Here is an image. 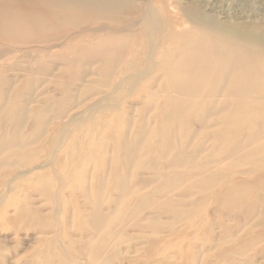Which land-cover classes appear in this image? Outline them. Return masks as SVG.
I'll return each mask as SVG.
<instances>
[{
	"label": "bare ground",
	"instance_id": "6f19581e",
	"mask_svg": "<svg viewBox=\"0 0 264 264\" xmlns=\"http://www.w3.org/2000/svg\"><path fill=\"white\" fill-rule=\"evenodd\" d=\"M166 1L169 0H0V46H3L0 47V61L5 57L0 64V72L20 69L19 63L11 66L18 52L23 57H31L29 59L31 64L24 69V73L20 75L21 79L17 80L15 76H10L11 79L1 77L9 88L0 91V99L8 100L6 104L0 102V115L2 113L4 115L0 116V127L6 124L4 120L15 124L12 126L11 123V130H0V152L6 154L19 149L22 155L15 158L7 156V162L5 161L7 167H10L5 175L12 172L11 176L20 178L18 180L20 182L7 186L9 192L0 194V224L9 229L23 228L25 227L23 224H26L45 232L50 231L43 226V212L35 211L27 201H21L22 199H19L22 197L19 195L21 191H14L16 187L25 190L32 187L34 190L30 189V193L23 195V198L33 197V192L44 196L53 214L50 219L54 221H49V224L54 226L59 221L55 227L64 230L60 228L63 219L60 213L65 209L63 201L65 197L61 196L63 193L61 190L70 186L69 183H76L77 190L74 189L68 199L75 198L76 194L84 198L82 202L85 205L79 208L83 214L77 217V223L80 222L86 229L77 224L79 227L77 230L89 231L86 234L87 243L82 246L86 255L84 258L89 259L88 264L114 263L119 255L122 237L124 238L126 234L127 237L131 236L127 233L129 229L126 228L130 221H133V226L141 231L156 232L157 229L158 232L162 226L167 228L173 225L175 229L174 223L180 219H191L193 215L188 209L190 205L188 199L205 190L208 192L207 189L213 191L210 198L204 199L206 204L213 205L210 214L223 213L229 216V210L238 211V208L243 207L248 216L254 212L258 218L252 227H264V214L261 215V210L258 211L256 207L257 204L264 207V179L261 183L249 182V179H246L231 185L228 184L229 181L222 182L226 179L219 166L222 163H225L223 166L227 163H232V167H235L234 164L240 166L242 161H249V164L253 165L262 162V158L256 155L254 157L257 159H249L250 156L240 159L239 152L241 153L243 145L238 139L244 131H249L251 139L245 144L264 147V20L251 18L252 21L249 22L236 21L248 13L251 5L249 3L256 0H240L236 6L239 8L237 11L228 3L229 0H203L202 5L192 1L177 5ZM262 8L260 9L263 10ZM34 55L46 57L66 55L73 63L63 71L59 68L61 71L59 72L58 68L49 69L45 64V67L43 64L40 65L39 56ZM72 64L78 67L89 64L90 70L88 72L78 68L72 70ZM45 75L46 78L49 75L46 80ZM93 75L97 79L89 80L88 78ZM66 80H70L69 84L66 83L67 86L63 82ZM79 81L86 92L89 90L93 93L85 92L90 95L85 100L81 96L78 97L82 101L80 100L78 105L74 104L71 110L78 108L79 104L87 99L94 103L86 107L84 113L74 112L75 114L66 120L69 125L66 124L64 130L54 128V138L41 145L40 141L50 131L51 125L46 123L45 116L49 113L50 116L52 113L56 115L62 113L65 107L63 102L58 100L53 102L55 98L50 97L51 95L48 99L44 96L45 106L31 111L28 108L21 109L18 114L15 110L19 103L17 105L9 103L10 98L22 100L27 96L25 106L32 102L37 103V98L45 95L44 91L39 96L30 95V92L19 87L25 83L29 87L33 83L42 87L47 82L65 86L61 100L65 98L66 101V98L70 100L73 97L74 90L70 86ZM29 87L27 88L30 89ZM77 91L75 92L78 93ZM132 96H135V102L128 103L129 105L123 108L120 99ZM71 110L69 109L67 113ZM131 111L138 113L137 119L133 113L130 114ZM152 112H155L154 117L152 116L153 121L151 120V125L147 126L149 124L146 121L147 117H151ZM85 113L89 115L85 116ZM32 116L34 125L29 126L28 121ZM211 116L212 121H209L208 125L205 121V125L203 121L202 125L198 123L199 127L201 126L198 129L202 137L198 148L202 152L204 145L205 148L206 145H210L212 152L200 160L196 158L201 156L199 151L195 152L197 155L191 152L182 153L181 149L177 152L180 147L174 143L175 132L178 133L179 130L176 126H182L181 134L187 139L192 132L191 120H203ZM10 118L12 119L7 120ZM137 124L139 126L136 131L133 127L136 128ZM70 125L77 127L75 133H69ZM95 126L98 130L92 132ZM89 128H92V131H88ZM25 130L30 135L27 140ZM59 132L68 134L65 147L61 146L62 138L58 136ZM131 132L134 133L133 138ZM175 137L177 138V134ZM239 143L242 145L241 148ZM236 144L239 147L234 150ZM174 147L177 149L174 150ZM97 149H100L99 154L104 159L108 158L111 152V157L106 163L109 164L115 178L105 176V180L100 177L102 181L100 178H96L97 180L91 178L95 181L86 182L80 173L82 171L84 174L87 171L85 163L92 160ZM21 158L23 163L13 161H19ZM18 164L21 169L19 173L16 172ZM1 165L5 166L2 160ZM39 169L46 170L40 172ZM108 171L107 169L106 172ZM123 171H129V175ZM138 171H144L149 177L141 179ZM242 174L248 173L244 171ZM261 178H264V171ZM8 182L10 183V179ZM66 190L69 192L72 189ZM94 190L98 191V197L92 193ZM251 196L255 198L254 201L249 200ZM6 197L8 202L4 205ZM200 202L193 203L198 204L197 209L201 207ZM11 206H14L12 208L16 211L13 219L6 218L5 214L6 209ZM108 209L109 213L106 214L105 211ZM72 216L68 219L71 220ZM195 218L200 225V231H203L202 235H206L207 228L212 227L210 217L207 218V214L199 212ZM127 221L129 222L125 226ZM145 221L148 228L143 225ZM239 222H242V219ZM193 223H196L195 220ZM242 223L246 224L244 221ZM67 226L69 228V223L64 227ZM61 233L65 236V232ZM183 235L185 238L188 237V234ZM229 236L217 242L222 250L226 243H233L232 239H227ZM58 239L61 242L60 236ZM212 240L218 241L217 238ZM252 240L256 244L264 241V233ZM211 241L208 239L203 241L206 251L209 250L210 254L214 249L211 247L216 244L214 242L212 245ZM198 245L193 246L197 248ZM245 250L244 246L239 250L232 249L223 256V260L233 262L241 253L245 254ZM199 251L202 255V250ZM206 255H209L208 252ZM258 255L256 257L261 258L260 261L253 256L245 264H264V247L260 249ZM239 259L237 261L240 262L242 259ZM194 262L192 261V264Z\"/></svg>",
	"mask_w": 264,
	"mask_h": 264
},
{
	"label": "rangeland",
	"instance_id": "374dc122",
	"mask_svg": "<svg viewBox=\"0 0 264 264\" xmlns=\"http://www.w3.org/2000/svg\"><path fill=\"white\" fill-rule=\"evenodd\" d=\"M169 1H166V2H169L170 4H176V5H177V3L182 4L183 2L184 3H186V2L190 3L191 1L193 3L196 2L197 5L198 4L202 5L204 3L203 0H169ZM256 1L252 2L253 4L252 3H249L251 5L248 8V13L245 14V16L243 15L242 18L237 19L236 20L237 22H242V21H248L249 22V21L258 20V19L264 20V18H263L264 17V11H263L264 10V5H263L264 0H262V1L261 0H258L257 3H256ZM239 2H240V0H229L228 3H231L232 4V7H235L234 10L237 11L239 8H236V6L239 4ZM251 6L254 7V8H256L257 11H256V9L252 8ZM260 8H262L263 10H261ZM250 13H251V16L252 17L249 15ZM248 16H249V18H248ZM251 18H252V20H251ZM233 19L235 20V17ZM0 47H3V46L1 45ZM5 47H7V46H5ZM35 56H39V55H34V57ZM22 57H23L22 54L18 52V54H15V59L11 62V66L12 67H13V65H15V63H19L18 66H19L20 69L18 71H10V72L7 71L5 73L3 71L0 72L1 73V75H0V91H5L6 89L9 88L8 87L9 85H5L4 84L3 78H1L2 76L6 77V78H10V79H11L10 76H15L14 78H16L17 80H19V79H21L20 78L21 77L20 75L24 73V69H26V67H28L31 64V63H29V59L31 57H29V58L28 57H23V60L21 61ZM38 58H39V64L40 65H42V64L44 65L45 64L47 66V68H49V69L58 68L57 70L59 72L63 71L64 68L69 67L68 65L70 63H73V62H70L69 61V59H71V58H69L66 55L47 56V57L46 56H39ZM4 60H5V57H4V59L2 61H4ZM2 61H0V64H2ZM87 63H89V61H87ZM45 65H44V67H45ZM72 66H71L72 70L73 69H77V68L80 69V70L87 71V72L90 70L89 64L88 65L85 64L84 66H80V67H78V65H73L72 64ZM59 68H61V71H60ZM58 71H56V72H58ZM47 78H49V75H48ZM47 78H46V75H45L44 76V79L46 80ZM88 79L89 80H96L97 77L95 75H93V76H91ZM69 81L70 80L63 81L64 82V85L67 86V84L70 83ZM45 84L46 85H42V87H38L37 84L35 85V83H33L32 85L30 84V87H29L28 84L25 83V84H21L20 87H19L22 90L24 89L25 91L30 92V95H37L38 94L37 96H39V94L40 93H43V91H44L45 95H42L41 96L42 98H39L38 97L37 98L38 99V102L37 103L36 102H34V103L32 102L33 104L30 103L28 105L29 107L28 106H25L26 105V102H27V100H26L27 96H26V98L23 97L22 100H20V98H18L19 100L16 99V98H15V100H13L14 98H10L11 99L10 100L11 102H9V103H13V104L15 103L14 105H17L19 103L18 106L16 107V110H15V111H17L16 113H18V114H19V111L21 109L24 110L25 108H28L31 111V110H36L39 107L45 106V103H44L45 102V99L46 98L48 99L49 98L48 96H50V95H51L50 97H54L55 98L53 100V102H57V100L63 102V105L65 107H63L62 113H59V115L58 114L56 115V114H53L52 113L51 116L49 115L51 113H49L48 115L45 116L46 118L44 117L45 119H47L46 120V123H51V125H50V131H48V133L45 134V137L42 139V141H40V144L41 145H45L49 140H51V139L54 138V136H55V134L53 133L54 132L53 131L54 128H55V130H57L58 128H63V130H64L65 129L64 128L65 125L68 124V123H66V120L69 117H71L72 114H75L74 112H80V113L83 112L84 113L86 111V109L94 103L93 101H87L88 100L87 99L86 100L87 102L86 101L85 102L83 101V103L79 104V107L80 108L78 107V108H74L73 110H71V107H74V104L75 105H78L77 103L80 100L82 101V99L79 100L80 96H81V98H83L85 100L86 97L90 96L89 94H92L93 93L92 91H89L87 88H86V90H88V91L86 92L85 89L82 86V82H80V81L79 82H75V84L73 86L68 85V87L69 86L70 87H73V90L74 91H73V95H72L73 97H71L70 100H67V98H66V101H65V98L63 100H61V98L63 97V93L62 92H63L65 86H63V85H55V84H52V83H49L48 84L47 82ZM27 87H29L31 90L28 89ZM79 87H81V88H79ZM76 90H78L77 91L78 93L75 92ZM47 91H49V92H47ZM85 92L86 93H89V94H86ZM121 93H123V91H121ZM46 94H48V95H46ZM53 94H54V96H53ZM133 101L135 102V96L128 97V98H121L120 99L121 106L123 105L122 106L123 108H124V106L133 103ZM0 102H1V104H6V103H8V100L7 99L4 100L2 98V99H0ZM134 107L135 108H139V106L138 107L137 106H134ZM83 108H85V109H83ZM69 109L71 111L67 113V111ZM132 111H131L130 114L131 115L134 114V116L137 119L138 113L137 112L133 113ZM6 113H8V112L6 111ZM16 113H15V115L17 116ZM154 113L155 112H152L150 114L151 117H147L146 116L147 117V120H146L147 121V124L149 123L147 126L151 125V120H152V116L154 117ZM86 114H88V113H85V116H87ZM116 114H117V112H116ZM0 116L3 117L4 116L3 113ZM34 116H32V118L30 119V121H28L29 126L34 125L33 124V122H34L33 121L34 120ZM97 116H99V115H97ZM57 118H59V119H57ZM213 118H215V117H213ZM11 119L12 118L7 119V120H11ZM204 121L208 125V122L209 121H212V116H211V118L210 117H206L203 120H201V119H199V120H191L190 127L193 125L192 128H191V131L192 132L189 133V137H187V139L181 134L182 133V130H183L182 126H180V125L179 126H176L177 128L179 127L178 128L179 130L176 129V127H175V131L178 130V133L175 132V135H174V143H177L176 146H178L180 148L177 149V147H174V150L177 149L176 151L178 152V150L180 151V149H181V151L183 150L182 153L183 152L184 153L185 152L186 153L191 152L193 154L195 152L199 151V153H201V156L200 157L199 156L196 157L197 159L199 158L198 160H200V159L204 158L205 156L209 155L212 152L211 151L212 150V146L210 147V145H206L207 146L206 147L207 150H206L205 145H204V148L205 149L202 148L201 149L202 152L200 151V148H198L199 147V144L202 141V137L200 136V133H199L200 129H198V128L201 127V126L199 127V125L200 124L202 125V123L205 125ZM4 122L6 124L5 125H2L0 127V130H4V131L11 130L12 129V126L15 124V123H13L11 121H9L10 122L9 123L6 120H4ZM194 122H196V123H194ZM11 123H13L12 126H11ZM198 123H199V125H198ZM138 126L139 125L137 124V127L136 128L133 127V129L137 131L138 130ZM4 127H5V129H4ZM91 129L92 128H89L88 131H92ZM93 129L94 130L92 132L97 131L98 130V127L95 126ZM68 131H70L69 133H75V131H77V127L75 125H70V126H68ZM24 132L26 133V140L29 139L30 135L27 134V130H25ZM247 132H248V134H247ZM195 133L197 135H195ZM63 134H61L59 132L58 133V136L60 135V137L62 138L61 139V143H62L61 146L63 147V145H64V147H65L66 144H67V137L66 136L68 134H66V133H63ZM130 134H131V137L133 138L134 137V133L131 132ZM176 134H177V138L175 137ZM250 134L251 133L249 131H244V133L241 134L238 137L240 143L242 142L243 147H242V145L240 146V143H239V146L240 147L237 146L238 144H236L233 147V149L235 150L236 147H239V148L242 147L243 149L246 148V150L245 149L244 150L242 149L243 151L241 150V153L239 152V154L241 155V158L240 159H243L244 157L249 158V156H250L249 159H257L256 157H254L256 155L260 159L262 158L261 160H262V162H264V154H263L264 152H262L264 150V147H259V146H256L255 147L254 144H252V145L251 144H245V143H247V141H249L251 139V135ZM193 136L195 137V139H194ZM245 137H247V138H245ZM182 138L184 139V141H182L183 140ZM190 138H191L192 141L190 140ZM197 138H198L199 141L197 140ZM244 139H246V140H244ZM193 140H195V141H193ZM191 142H193L194 144L191 143ZM179 143H180V145H179ZM181 144H182V146H181ZM187 145H190L189 146L190 148ZM245 145H247V146L244 147ZM195 146H196V148H195ZM83 147H86V146L83 145ZM140 147H142V145ZM257 147L259 149H257ZM208 149H210V150L208 151ZM99 150L100 149H97V151H95L96 152L95 153V156H93V158H92L91 161L90 160L89 161L88 160L86 161L85 168H87V169H85V170H87V171L84 172V174H82V171L80 173V176L82 177V179L86 180V182H89V181L93 182V181L97 180L96 178L99 179L100 177H102L105 180V176L107 178H109L110 176L111 177H114V175L110 171L109 164L106 163V160H108V158L111 157V155H110L111 152L108 154V156H107L108 158H105L104 159L101 156V154H99V152L101 153V151H99ZM253 150H255V151H253ZM204 151H208V152L203 153ZM3 153H4V155L2 156ZM259 153H261L260 154L261 157L259 156ZM18 155H22V152L19 149H16L15 151H10V152H8L6 154H5V152H2V153L0 152V156H2V157H0V161L2 160L3 163L5 164V166H2V165L0 166V168L3 167L2 168L3 171H2V169H0V172H1L0 173V175H1L0 176V191H3V192H0V194L1 193L3 194L5 191L6 192L8 191L7 186L9 187L14 182H16L14 184L17 185V182H20V181H18V180H20V178H17L16 179V177L11 176V175H13L12 172L10 174H8V175H5L10 170V167H7V163H6L8 157H14L15 158V156H18ZM195 155H197V154L195 153ZM242 155H244V156H242ZM13 161L14 162H17V163L18 162L19 163H23L22 158L19 161H17V160H13ZM111 161H112V159H111ZM91 162H92V164H91ZM103 162H105V163H103ZM262 162H260L258 165H253V164H249V161H244V162L242 161V163H241L240 166L238 164H234L235 167H232V165H233L232 163H227L226 166H228V167L230 166V168H231L232 171L230 170V168H225L226 166H223L225 163L224 164L222 163L219 166L223 170V173L225 175V178L224 179H226V180H223L222 182L229 181L228 184L234 185L235 183L242 182V181H244L246 179H249V182L250 181H252V182H254V181H257L258 182L259 181L261 183L263 181V179H264V178H261L263 176V171H264V166H262V164L264 165V163H262ZM19 165L20 164L16 165V169H17L16 172H18V173H19V171H21ZM107 165H108V168H107ZM90 166H91V169H90ZM73 167H75V166L73 165ZM92 167H93V169H92ZM246 167H248V168H246ZM95 168H96V170H95ZM242 168H244V169L242 170ZM107 169L109 170L108 172H106ZM120 169L122 170V167ZM45 170L46 169H44V170L39 169L40 172H43ZM88 170H89V174H88ZM100 170H103V171L100 172ZM224 171H226V172H224ZM244 171L246 173H248V174L247 175L242 174V172H244ZM123 172H126L129 175V171H123ZM107 173H108V176H107ZM126 173H125V175H126ZM234 173H235V175H234ZM93 174H94V177H93ZM102 174H103V176H102ZM239 174H240V176H239ZM14 175H16V174H14ZM138 175L140 176L141 179H144V180L149 177V175L146 174V173H144V171H138ZM87 177L89 179H87ZM12 178H14V181H12ZM91 178H93V179L95 178V180H93V179L91 180ZM102 178H100L99 180H101ZM9 179H10V183L8 182ZM130 180H133V178H130ZM69 184H71L70 186H68L69 188L67 187L65 189H62L63 191L61 190V192H63L61 196H64L65 197V199H63V201L65 202L64 203L65 209H63L61 211V213H60V215L62 214L60 217H63V219L58 216V218L62 219L61 220L62 222H61L60 228L61 229L64 228V230L63 229L62 230H59V228L55 227V225H57V223L59 221L56 222V224L54 226L51 223L49 224V221H54L53 219H50L53 214H52L51 209L48 207L49 205H48V201H46V198L44 200V196H41L37 192H33L32 193L33 197H31V198H23L24 197L23 195L29 194L30 193L29 191H31L33 188L32 187L31 188H28V190H25L24 188H21V187H16L15 188L14 191H16V192L21 191V192H19V195L22 196V197H19V199H22L21 201H23V202H26L27 201V203L31 204V205H29L30 207H34V210L35 211L43 212V214H44L43 226H45L44 227L45 229H49L50 231L49 232H45L43 229H35L33 226H27L26 224H23V225H25V227H23V228L21 227V228H10L9 229V227L0 224V264H88V260L89 259L84 258L86 255L83 253L82 246H84L87 243L86 234L89 231L88 230H82V229H86V228L83 225H80V222L77 223V217L79 215L81 217V214H83L82 211L79 210V208L81 206H83V204L85 205V203H83L84 202V198H82L80 195L78 196V194H76L75 195L76 196L75 198L74 197L73 198L69 197L70 199H68V196L69 195H72L71 192L74 191V189L76 191L77 190V187H78V185L76 187V185H75L76 183L75 184L69 183ZM88 185H89V183H88ZM73 187H76V188H73ZM66 189H68V190L69 189H72V190L68 192ZM216 190L217 189H215V191ZM66 191H67V194L68 195L66 194ZM207 191L208 192H206V190H205V191H203L201 193L195 194L194 196H192L190 198L191 200L188 199V201L190 202V205H191V206L189 205L188 209H189V212L192 211L191 215H193V216L191 217V219H187V220L186 219H180L178 222L174 223L175 229L173 228V225H171L172 227L167 226V228H166V226H162V228L160 229L161 232L160 231L157 232V229H156V232H153L154 230L152 232L151 231L144 232V231H141L138 227L133 226L134 225V224H132L133 221L132 222L130 221L129 224H128L129 221L125 222L126 223L125 226H127V224L129 225V226L126 227L127 229H129L127 233H129V235H131V236H128L127 237L126 236L127 234H126V235H124L126 238L125 237L124 238L122 237L123 241L121 242V246H120V249H119V255L116 257L117 259L112 264H192V261H195L193 264H201V263L202 264H219V263L220 264H222V263L223 264L224 263L225 264H228V263L229 264H234V263L235 264H239V263L240 264H245L246 262H248L249 260H251V258L253 256L256 257V255H258L260 249L262 247H264L263 246L264 245V241L256 244V243H254V240H252L255 236H258V235L264 233V227H257L258 229L252 227L253 224L255 223V221L258 220L257 216H255L256 214L253 212V214L251 213L252 216H251V214H250V216H248V214L245 211V209H243V207H241V208H238V211H237V209L236 210H233V211L232 210H229V213H230L229 216L228 215H223V213L222 214H217L220 217H218L215 213H213V215H212V214H210V212L213 210L212 209L213 208V205L206 204L205 201H204V199L210 198L213 191H212V189H207ZM108 192H109V190H108ZM92 193L98 197V191L94 190ZM12 194L13 193H11V195ZM35 196H36V199H38V200L35 199ZM3 198H4V196L1 199H3ZM26 199H28V200H26ZM67 199H68V201H67ZM81 199H83V200H81ZM254 199L255 198L253 196H251V199H249V200L250 201H252V200L254 201ZM34 200H36V201H34ZM69 200H70V202H69ZM31 201H34V202H31ZM194 201H196V202H200L201 201L199 203V205L201 207H199L197 209V205L198 204L197 203L196 204H193ZM7 202H8V198L6 197V200H5L4 205H7L6 204ZM76 202L78 204H76ZM79 203L82 204V205H80ZM86 204L87 205H90V203L89 204L86 203ZM204 205H206V206L204 207ZM71 206H72V209L70 210ZM12 207H14V206H11V208L9 207L10 209L9 208L6 209V212H5L6 218H8V217L11 218V219L14 218V216L16 214V211H14V208H12ZM37 207L38 208L40 207V209L42 208V210L38 209ZM256 207L258 208V211L261 210L260 211V212H262L261 215H263L264 214V207L261 204H257ZM109 210L110 209H108L107 211H105L106 214L109 213L108 212ZM184 210H185V208H184ZM72 212H74V213L72 214ZM199 212H204L205 214H207V218L210 217L209 219H210V222L212 224V227H208L207 228V232L208 233L206 235H204V236L202 235L203 234V231L202 232L200 231V225L197 224V219L195 218V217H197V214ZM63 213H65V214H63ZM71 215H73V216L71 217V220H70V219H68V217L71 216ZM225 218H226V221L227 222L225 221ZM250 218H252V219H250ZM230 219L232 221H230ZM241 219H242V222L244 221L246 224H244L242 222H239V221H241ZM194 220H195L196 223H193ZM70 221H71L72 224H70ZM73 222L76 223V224H74ZM229 222H231V224H229ZM66 223H69V228H68V226H67V228L64 227L66 225ZM189 223H193V225H189ZM241 223H242V226L243 227L241 226ZM77 224H78V226L80 225V227H84V228H82L80 230H77L79 228L77 226ZM250 224H251V226H250ZM143 225L145 227H147L148 223L145 221V223L143 222ZM248 225H249V227H247ZM48 226H50L51 228H49ZM245 226H246V229H245ZM189 229H191V230H189ZM166 230H168L169 232L166 231ZM260 230H262V231H260ZM59 231H60V233H59ZM187 231H188V233H187ZM236 231L238 233H241V234H237ZM61 232H63V233L65 232V236L66 237L65 236H62V233ZM215 233H216V235H215ZM233 233H235V235ZM159 234H161V235H159ZM183 234H188V237L185 238ZM217 234L219 235L218 237H217ZM220 234L222 236H220ZM228 234L231 235V236L234 235L236 237L233 236V238H232ZM154 235H155V237H154ZM212 235H214V236H212ZM58 236H60L61 242L58 239ZM117 236L119 237V235H117ZM198 236H199V238H198ZM215 236L218 239V241H214V242H216V244L213 245L214 242H213L212 238L213 239H216ZM225 236H229L227 239H232L231 242H233V243H231V244L230 243H226L227 245H225L223 247V250H222L221 247H219L220 245L218 243H219V240H222L223 238H225ZM130 237H131V239H130ZM146 237H148V238H146ZM209 237H211V238H209ZM155 239H156V241L158 240V242H156ZM166 239H167V241H166ZM204 239H208L210 241L212 240L211 241L212 242L211 244L213 246L210 243H208L209 245L212 246V247L210 246L212 249L214 248L213 249V252L211 251V254H210V251L208 249H207L208 251H206V246H204V244H203ZM235 239H237V240H235ZM145 241H147L146 244L144 243ZM165 242H168V243H165ZM197 242H200V243H197ZM201 242H202V244H201ZM60 244H61V246H60ZM166 244H168V245L166 246ZM195 244L196 245L199 244L198 245L199 247L197 246V248H194V247H196V246H193ZM200 244H201L202 247L200 246ZM260 244H261V246H260ZM242 246H244L246 248V250L244 252L245 254H242L241 253V255H239L238 257L234 258L233 262H229V261L223 260V256L226 253H228L232 249L239 250ZM146 247H147V249L149 248L148 249V252L151 251L150 253L147 252ZM164 247H165V249H164ZM193 248L194 249H197V251L194 250ZM152 249H154V250H152ZM199 250H202V255H201V252ZM249 251H250V253H249ZM206 252H208V254H209L208 256L206 255ZM121 253H123V254H121ZM214 254H216V255L214 256ZM199 255H201V256H199ZM260 255H258V256H260ZM198 257H199V259H197ZM263 257H264V255H263ZM239 258L242 259V260H240ZM256 258L258 259V261L261 260V258H259V257H256ZM238 259L240 260V262L237 261Z\"/></svg>",
	"mask_w": 264,
	"mask_h": 264
}]
</instances>
